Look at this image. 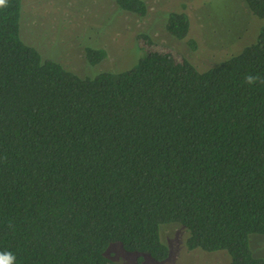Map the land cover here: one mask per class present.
I'll return each mask as SVG.
<instances>
[{
  "label": "trees",
  "instance_id": "1",
  "mask_svg": "<svg viewBox=\"0 0 264 264\" xmlns=\"http://www.w3.org/2000/svg\"><path fill=\"white\" fill-rule=\"evenodd\" d=\"M21 1L0 7V251L16 264H114L118 245L160 263L164 225L186 231L188 252L264 264L249 246L264 235V27L202 71L139 34L135 64L84 78L21 40ZM244 1L264 20V0ZM115 2L148 13L143 0ZM165 15L185 39L187 14ZM85 48L89 66L106 58Z\"/></svg>",
  "mask_w": 264,
  "mask_h": 264
},
{
  "label": "rangeland",
  "instance_id": "2",
  "mask_svg": "<svg viewBox=\"0 0 264 264\" xmlns=\"http://www.w3.org/2000/svg\"><path fill=\"white\" fill-rule=\"evenodd\" d=\"M116 0H22L19 35L43 60L61 64L75 74L93 77L98 70L128 69L136 61L135 39L145 49L187 59L198 70H207L255 42L264 20L254 16L244 0H143L147 15L141 18L118 11ZM184 11L190 30L183 40H175L164 29L166 13ZM192 41L194 47L188 42ZM101 47L106 58L96 66L84 59L85 47ZM86 52V50H85ZM134 62V63H133ZM89 67H88V66ZM161 236L168 244L169 257L160 263L125 253L118 245L107 251L114 264H228L225 252L186 251L183 228L164 226ZM253 256L264 258V235H250Z\"/></svg>",
  "mask_w": 264,
  "mask_h": 264
},
{
  "label": "clouds",
  "instance_id": "3",
  "mask_svg": "<svg viewBox=\"0 0 264 264\" xmlns=\"http://www.w3.org/2000/svg\"><path fill=\"white\" fill-rule=\"evenodd\" d=\"M7 0H0V7H6ZM259 77L254 75H247L245 77V83L252 85L257 82ZM261 83H264V80H260ZM0 264H16V256L11 251H0Z\"/></svg>",
  "mask_w": 264,
  "mask_h": 264
}]
</instances>
